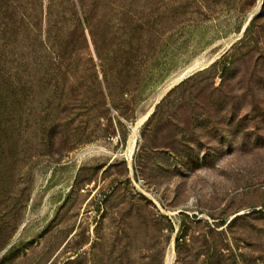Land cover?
Wrapping results in <instances>:
<instances>
[{"label": "rangeland", "instance_id": "1", "mask_svg": "<svg viewBox=\"0 0 264 264\" xmlns=\"http://www.w3.org/2000/svg\"><path fill=\"white\" fill-rule=\"evenodd\" d=\"M80 2L0 0V264H264V0Z\"/></svg>", "mask_w": 264, "mask_h": 264}, {"label": "bare ground", "instance_id": "2", "mask_svg": "<svg viewBox=\"0 0 264 264\" xmlns=\"http://www.w3.org/2000/svg\"><path fill=\"white\" fill-rule=\"evenodd\" d=\"M145 118H146V116H144V117H143V118L137 123V125L132 129V130H134V132H137L140 123H141ZM133 141H134V140H133ZM133 144H134V143H133ZM131 150H132V149H131Z\"/></svg>", "mask_w": 264, "mask_h": 264}, {"label": "trees", "instance_id": "3", "mask_svg": "<svg viewBox=\"0 0 264 264\" xmlns=\"http://www.w3.org/2000/svg\"><path fill=\"white\" fill-rule=\"evenodd\" d=\"M79 2H80V0H79ZM80 3H81V2H80ZM191 4H197V0H191ZM81 6H82V5H81ZM80 8H81V7H80ZM250 25H251V24L248 25L246 32L249 31V29H250Z\"/></svg>", "mask_w": 264, "mask_h": 264}, {"label": "water", "instance_id": "4", "mask_svg": "<svg viewBox=\"0 0 264 264\" xmlns=\"http://www.w3.org/2000/svg\"><path fill=\"white\" fill-rule=\"evenodd\" d=\"M150 114H151V113H150ZM150 114L148 115V117L150 116ZM148 117H147V118H148Z\"/></svg>", "mask_w": 264, "mask_h": 264}]
</instances>
